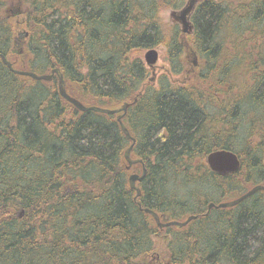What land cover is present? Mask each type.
<instances>
[{
    "label": "trees",
    "instance_id": "1",
    "mask_svg": "<svg viewBox=\"0 0 264 264\" xmlns=\"http://www.w3.org/2000/svg\"><path fill=\"white\" fill-rule=\"evenodd\" d=\"M10 2L0 0V264H264L263 191L209 210L264 186V0H201L190 33L163 17L186 0H19L15 16ZM158 47L170 66L153 80L141 53ZM1 55L59 69L86 106L130 104L122 124L135 142L122 113L80 112L57 76L16 75ZM131 145L142 163L128 170ZM222 149L240 158L237 173L209 168ZM143 167L137 197L129 178ZM144 209L196 218L161 228Z\"/></svg>",
    "mask_w": 264,
    "mask_h": 264
},
{
    "label": "water",
    "instance_id": "2",
    "mask_svg": "<svg viewBox=\"0 0 264 264\" xmlns=\"http://www.w3.org/2000/svg\"><path fill=\"white\" fill-rule=\"evenodd\" d=\"M196 1L197 0H191L190 4L182 11L181 15L178 16V20L183 25L182 31L184 33H190L193 30L192 24L188 21V16L194 10V7L196 5ZM20 7L17 8V10L13 13V16L18 15L22 12ZM25 37H28V33L25 35ZM1 59H2L3 63L9 68V70L16 75L26 76V77H29V78L36 80V81H51L54 79L55 76H57L58 77V88H59V93H60L61 97H63L67 102L71 103L80 112L93 111V112H97V113L112 114V115L122 113L118 116V121L122 125L123 130L126 133L127 137L130 140H132L133 142H135V139L131 136L129 130L127 128H125L124 125L122 124V118L126 114L130 104H128V103L124 104L122 107H120L118 109L102 108L99 106H86L81 101H79L78 99H76L75 97L71 96L68 93V91L66 89V81L64 79L63 74L61 73V71L59 69H54L49 74H37V73L27 71L24 69H16L14 67L13 63L11 61H9L7 59V57L4 55H1ZM158 60H159V52L157 49H150V50L146 51V53L144 55V61H145L146 65L149 69L155 68L156 64L158 63ZM153 80H155V79H153ZM132 149H133V145H131L126 152V159L128 160V163H129V165L127 166L128 170L132 167L133 164L142 163L141 160H132L131 159ZM207 164L213 172H215L221 176H228V175L237 173L241 169V161H240V158L238 157V155L233 151L225 150V149L216 150V151H213L210 154H208ZM145 175H146V169L144 167H143V174L142 175H139L137 173L130 175V178H129L130 186L132 189H134L137 192V197H139L141 195V191L137 186V182H140L141 180H143ZM259 191L264 192V186L263 185H257L255 187H253L252 189L248 190L244 195H242L241 197H239L235 200H232L229 202H222L219 204L210 203L209 210L214 209V208L226 209V208L234 207V206L240 204L241 202H243L244 200H246L247 198L251 197L255 193L259 192ZM144 211L147 214L151 215L155 219L157 225L161 228H166V227H170V226H177L179 228H182V227L188 225L191 221H193L196 218V216H189L183 222H181V221L162 222L160 217L154 211H152L150 209H144Z\"/></svg>",
    "mask_w": 264,
    "mask_h": 264
},
{
    "label": "rangeland",
    "instance_id": "3",
    "mask_svg": "<svg viewBox=\"0 0 264 264\" xmlns=\"http://www.w3.org/2000/svg\"><path fill=\"white\" fill-rule=\"evenodd\" d=\"M11 2L8 5V8L11 10V12H9V15L11 16L13 11L15 10V8H19V0H10ZM201 0H197L196 1V5L195 7L200 3ZM191 0H186L185 4L178 10H165L164 11V19L166 21V26L168 29L172 30L174 29V27H177L179 31H182L183 29V25L182 23L178 20V16L181 15L182 11L190 4ZM194 7V8H195ZM193 13H190V15L188 16V21L192 24V17ZM20 20V18L15 19ZM15 22V21H14ZM27 34L26 30L23 29L20 32H17L15 34V45H14V53L13 56L11 57V59L16 60V61H20V60H24L21 57L24 56V51H25V47H26V37L25 35ZM159 52V60L158 63L156 64V67L153 69H150L151 71V78L152 79H156L157 77L159 78L161 75H163L167 69H169V61L167 60V54H166V50L163 47H158L156 48ZM147 50H144L141 53L142 58L144 59V55L146 53ZM195 55V54H194ZM192 53L191 55H189L188 59V68L190 69V71L195 72L197 69H199L201 67V59H199L197 56H194ZM8 59V58H7ZM9 60V59H8ZM10 61V60H9ZM17 66V65H16ZM15 67V66H14ZM17 68V67H15ZM183 76H178V79H181ZM188 79V76L186 78V80ZM185 80V79H184ZM134 174V173H132ZM136 174V173H135ZM158 247L161 248L162 245L161 243L158 244ZM163 248V247H162ZM161 248V249H162ZM148 261L147 260H140L138 262V264H146Z\"/></svg>",
    "mask_w": 264,
    "mask_h": 264
},
{
    "label": "bare ground",
    "instance_id": "4",
    "mask_svg": "<svg viewBox=\"0 0 264 264\" xmlns=\"http://www.w3.org/2000/svg\"><path fill=\"white\" fill-rule=\"evenodd\" d=\"M207 162V161H206ZM134 200H135V198H134ZM141 207V206H140Z\"/></svg>",
    "mask_w": 264,
    "mask_h": 264
}]
</instances>
